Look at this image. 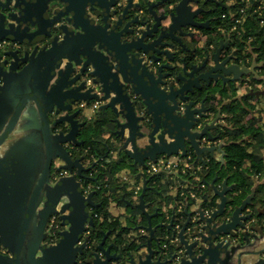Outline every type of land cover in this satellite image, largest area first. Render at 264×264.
I'll list each match as a JSON object with an SVG mask.
<instances>
[{
  "label": "water",
  "instance_id": "water-1",
  "mask_svg": "<svg viewBox=\"0 0 264 264\" xmlns=\"http://www.w3.org/2000/svg\"><path fill=\"white\" fill-rule=\"evenodd\" d=\"M163 1L144 12L134 0H0V248L7 252L0 254V264H225L232 257L231 237L249 218L242 211L250 197L225 217L226 180L221 189L210 184L220 201L210 216L199 209L190 240L186 212L177 233L181 257L150 245L157 228L176 234L172 219L156 227L148 221L150 238L130 248L108 242V233L91 245L81 241L99 205L95 192L85 190L86 173L97 161L86 166L79 150L88 123L81 118L89 106L97 103L99 116L125 136L122 148L139 165L159 155L185 154L187 144L202 161L214 148L199 143L211 137L206 97L200 93L212 79L226 81L232 71L234 79L255 73L254 65L225 67L232 56L220 60L221 48L211 67L208 56H184L188 50L173 44L180 43L176 33L191 36L184 27H208L209 19L196 16L209 9L192 10L199 0H179L160 13L152 9ZM263 94L264 89L250 91ZM215 148L223 163L225 152ZM52 165L67 172L54 183ZM53 214L64 229L48 244Z\"/></svg>",
  "mask_w": 264,
  "mask_h": 264
},
{
  "label": "crops",
  "instance_id": "crops-1",
  "mask_svg": "<svg viewBox=\"0 0 264 264\" xmlns=\"http://www.w3.org/2000/svg\"><path fill=\"white\" fill-rule=\"evenodd\" d=\"M134 1L140 2L142 10L145 12L146 10H148L150 4L158 3L160 0ZM178 1L179 0H165L162 3H159L157 6H152V9L157 13H160L166 9H172L178 3ZM225 2L227 5H231L234 1L226 0ZM262 3L264 4V0H262ZM191 5L192 10L197 9V7H202L207 10L212 6V2H204V0H199V4L196 5L193 3ZM201 17H203L202 13L198 14L196 16V19H199ZM149 19L151 18L149 17ZM215 19L216 18H214V20ZM163 23L165 25H168L170 23V19L167 18ZM183 30L187 33H191L192 35H180L176 33V36L180 38V43L173 41V44L175 45V47H177V49L181 51L183 49L182 46H184L188 50L187 52H182L184 56L190 57L194 55L197 57H201L202 60L205 59L206 56H208L206 67H211L215 63L213 55L219 48H221L220 60H223L228 56H232L225 67H228L231 64H236L238 68H241L246 65V67H251V62L253 60L250 58H246V61H235V50L234 47L230 46L229 43V35H231L232 31H234L232 29V26L227 31L224 28L218 27L217 30L212 31L210 33H204L200 28H195L192 26L184 27ZM195 58L196 57H194V59ZM255 72L258 75L262 73L260 72V68L257 69ZM225 77L226 81L223 82L220 77H218L217 80L212 79L210 86L205 89V91L208 93V95L205 94L204 96L206 97L205 106L207 108V117L205 119V122H207L211 126L209 134L212 138L203 136L199 139L201 147L214 148L212 152H204L203 158L207 154L212 156L219 162H222V155L220 150L216 149L215 147H219L221 150L225 151L226 140L225 138H222L220 134L228 123V115L231 116V114H228V112L226 111L221 112L217 109L220 107L221 104L223 105L231 100H234V89L235 93L238 96H241L245 93H249V91L252 90L264 89V86H262V83H259V81L252 82L251 86L247 85L246 83L244 84V81L249 76H247L244 80L234 79V71H232L228 76ZM222 87L226 88L228 98H223V96L219 93V90ZM250 100L251 103L253 102L254 104V110L243 118L242 123H245L246 125L249 124L250 120L255 115L260 117L259 124H262L264 128V95H260L259 98L255 96ZM219 103L221 104L219 105ZM199 105L200 102H198L197 106ZM211 107H214L216 109L213 110ZM99 113L100 112H96L89 106L81 119L87 120V122L94 121L98 119ZM202 123H200V125L198 126V130L203 127ZM261 131V135H259L260 139L258 137H254L253 139V143L251 145L250 150L252 156L248 157L245 162V166L248 167L255 162V160L252 159L253 156L261 157V161L255 163H259L262 172L257 173L253 176L255 183L252 188L246 193L243 199L245 200L247 197H250L249 202L246 204L245 209L242 211V215H249V218L243 222V227L249 229L247 230L248 239L240 238L231 242L230 246L234 247V253L225 264H259L260 259L264 257V194L256 193L258 185L264 184V129H262ZM96 139H98L100 142H103L102 144H104L108 148L109 158H107V162L110 163V166L115 162H124L129 166L134 167V169L128 166L122 168L121 170L117 171L114 174V177L111 179L112 181L116 180L115 182L117 183V185L119 184V194L118 197L112 202L110 201L112 196H109L107 213L110 219H117L125 228L129 230L128 233H130V237H132V235H135V239H137V244H146L147 240L150 238V233L148 230V221H150L152 227H156L159 223H167L168 221L165 219L166 215H172L176 211L177 205L174 206V204L175 202H177L176 199L178 196V192H176L175 190L168 191L166 186L162 188L155 187V185L151 184V179L147 178L146 176L145 178L144 176H142L141 171L144 165H139L138 163H135L125 153L124 149L122 148L125 136H119L115 132V128L113 127V125H111L108 120L107 122H104L103 128L96 136ZM203 139H205L206 142H204ZM187 150L193 151V148L189 144H187ZM123 155L127 156V158L124 159ZM91 161L93 160L89 158V162ZM121 179H124V181H121ZM224 180L227 181V179L224 178L219 183L214 182L215 186L218 189H221L222 182ZM137 185L141 187V190L136 195L137 197H135V195L133 196V194H131L130 188ZM227 186L230 187V190L227 191L226 194L227 201H229L228 192L233 190L234 186L232 183L230 184L229 181H227ZM144 189V203L142 207H139L138 205L140 204V195L143 193ZM210 191L211 193H214L212 188L210 189ZM256 195L261 197V202L256 204V206H251L253 204L254 199L256 198ZM216 201L217 204L220 201V198L218 196H216ZM201 203L202 202L199 200H193L189 198V196L186 197L182 211L190 213V222L193 218H195L196 221L199 218V209L202 210L203 208L201 206ZM173 206L175 208H173ZM236 207H234L232 204H228L226 207L225 216L229 218L233 209H235ZM170 210H172V214L169 213ZM143 217H145L146 220H144ZM244 228H239L237 229V231ZM166 233L168 232H166L164 228L156 229L155 236L157 237V239L151 238L150 242V245L153 249H162V244L164 242L163 237ZM108 242L111 241H109L108 239ZM144 250H146V247L144 248Z\"/></svg>",
  "mask_w": 264,
  "mask_h": 264
},
{
  "label": "trees",
  "instance_id": "trees-1",
  "mask_svg": "<svg viewBox=\"0 0 264 264\" xmlns=\"http://www.w3.org/2000/svg\"><path fill=\"white\" fill-rule=\"evenodd\" d=\"M225 1L226 0L212 2L209 12H205L203 14L204 17H202L204 20L209 19L210 25L200 29L204 33H210L217 30L218 27L224 28L227 31L231 26L235 25L236 30L232 31V34L229 35L230 46L234 47L235 50V61H246V58H250L253 60L251 64L254 65L255 71L259 68L260 70L264 69V26L258 25L259 17L256 14L247 12L243 23H236V19L243 17L239 12L240 5L242 4H240L239 1L234 0L233 4L227 5ZM262 13L264 19V10ZM222 15H224V17ZM214 18L216 19L214 20ZM246 77L251 82L264 81V77L263 79L261 78L262 73H260V75L256 72H250L247 75L243 74L240 80H244ZM205 92L206 91L203 90L200 93V98L204 97L205 94L208 95V93ZM219 93L223 96V98H228L225 87L220 88ZM253 97H255V95H250V93L238 96L234 89V100H231L223 105L219 103V105H221L217 110H220L221 112L226 111L228 114H231V116L228 115V123L220 134L222 138H225L226 140L224 164L207 154L204 156L203 161L196 159L197 163L207 166V169L204 172H201V183L206 185L203 192H206L207 194L206 199L202 201L201 206L205 209H210L211 207L214 208L217 205L216 195L210 191V183L214 181V179L215 183H219L221 180L226 178L230 184H233L234 189L228 192V196L230 204L236 207L240 205L246 193L254 185L255 182L253 176L262 172L259 163H255L261 161V157L259 156H253L252 159H254L255 162L248 167L245 166V162L248 157L252 156L250 150L254 137H258L260 139L259 135H261V130L264 129L262 124H259V116L254 115L247 125L242 123L243 118L254 110V104L253 102L251 103L250 100ZM257 98H259V96H257ZM211 108L213 110L216 109L214 107ZM104 122H107V120L99 116L98 119L93 122L90 121L87 123V126L83 128L81 134V138L84 140V145L80 146L79 150H81L82 154H85L86 159H91V156L97 159V163L93 169L86 173V176L90 179L88 182L93 184H102V180L106 178L105 183L108 185V188L104 190L110 191V196L116 199L119 194V184L117 185L115 182L116 180L112 181L111 179L114 177V174L122 168L128 166L134 169V167L129 166L124 162H115L110 166V163L107 162V158H109V150L104 144H102L103 142L96 139V136L103 128ZM84 150H87V152L85 153ZM190 152L196 158L194 152L192 150ZM123 158L125 159L127 156L123 155ZM92 162L94 161H91V163ZM91 172L93 173L92 176ZM94 192V201L99 203V205L92 210L93 213L98 216L92 219L93 227L91 226L90 232L85 240H96L95 242H97L102 238L106 231H110L111 234H114V240H116L118 244L125 248L134 246L135 243H131L130 236L126 237L125 235L129 230L125 228L117 219H110L107 213L109 196L107 194L104 195L100 190H95ZM256 193L264 194V184L258 185ZM255 199L251 206H256V204L261 202L260 196L256 195ZM176 201L177 202H175L174 206L177 205L180 199L177 197ZM174 206L173 208H175ZM169 213L172 214V210H170ZM180 215L182 217L180 220L182 228L183 224L187 221V214L182 211ZM143 218L146 220L145 217ZM59 220L61 219L59 218ZM175 222L177 221L175 220ZM192 225L193 224L189 222L187 227H192ZM58 237L59 235L54 237L47 236L45 241L48 244H51L55 242ZM241 238H244V234Z\"/></svg>",
  "mask_w": 264,
  "mask_h": 264
},
{
  "label": "built area",
  "instance_id": "built-area-1",
  "mask_svg": "<svg viewBox=\"0 0 264 264\" xmlns=\"http://www.w3.org/2000/svg\"><path fill=\"white\" fill-rule=\"evenodd\" d=\"M234 1V0H233ZM239 1L240 8L239 12L242 14V18L236 19V23L242 24L245 20V16L247 12H251V14H256L259 17L258 25L264 26V19H263V10H264V4L262 3V0H236ZM224 17V15H222ZM252 17V16H250ZM233 30H236V26H232ZM260 72H262V75H264V69H261ZM247 84L251 86V81L249 79H246L244 81V84ZM80 106L85 107V103H80ZM97 106V103L91 106L92 109H95L94 107ZM204 142L205 139H203ZM86 153L87 150H84ZM91 159L93 161H97L96 158L91 156ZM197 158H195L190 151H186L185 154H182L181 151L177 154H173L170 156L167 155H159L156 160H147L145 165L142 169V176H145L149 179H151V184L155 185V187H164L166 186L168 191H176L178 192V198L180 201L177 203L176 211L172 215H166V220L169 222L171 219L173 221L172 228L176 232V234L166 233L164 238V242L162 244V251L164 254H167L171 247H175V254H177V257H181L184 254V248L182 246H179V241L177 237V233L181 229L180 220L182 219L180 213L182 212V208L185 204V199L187 196L193 200H199L204 201L206 199V192H203L206 188V185L201 183L202 174L201 172L205 171L207 169V166L201 163H197ZM203 161V160H202ZM67 174L66 171H60L56 172L54 171L50 177V182L54 183L58 180L59 177L62 175ZM157 177V178H154ZM106 178L102 180V184H91L90 186L86 187V193L91 190H100L104 195L110 196V191H105L104 189L108 188L107 184L105 183ZM121 181H124V179H121ZM141 190V187L139 185L131 187L130 191L133 196L137 197L136 195ZM215 207H211L210 209L202 208V211L204 215L210 216V214L214 211ZM180 215V216H179ZM95 217L98 215L95 214ZM175 220L177 222H175ZM167 222V223H168ZM192 227H187L186 229V235L188 239L190 240L192 238L191 232L194 229L196 219H192ZM47 234L50 237H54L56 234V231L59 229V222L58 217L56 215H52L50 217L48 226H47ZM249 229H241L239 231H236L234 234V237H231V241L240 239L243 233L247 232ZM89 229H87L83 236L81 241L83 242L87 235L89 234ZM84 237V238H83ZM228 239V236L224 237V241ZM90 244V241H88ZM264 256V254H263Z\"/></svg>",
  "mask_w": 264,
  "mask_h": 264
},
{
  "label": "flooded vegetation",
  "instance_id": "flooded-vegetation-1",
  "mask_svg": "<svg viewBox=\"0 0 264 264\" xmlns=\"http://www.w3.org/2000/svg\"><path fill=\"white\" fill-rule=\"evenodd\" d=\"M204 17V16H203ZM202 18V17H201ZM201 18H199L198 20L199 21H204L203 19H201ZM236 58V57H235ZM238 61H241V60H238ZM91 164V162H89V160H86V166L87 165H90ZM54 172V169H53V165H52V168H51V171H50V177H51V175H52V173ZM93 175V173L91 172V176ZM91 184H93V183H91V182H88V184L86 185V187H88V186H90ZM81 185H82V183H81ZM90 191H95L94 189H91V190H89L87 193H89ZM93 199H94V197H93ZM95 202V201H94ZM96 204H97V202H95ZM53 215H55V214H53ZM95 213H93V210H92V218L94 219L95 218ZM52 216V215H51ZM50 216V217H51ZM50 217H49V219H48V223H49V220H50ZM226 217V216H225ZM58 222H59V229L57 230L58 231V233L62 230V229H64L63 228V226L61 225V220H59L58 219ZM48 226V225H47ZM93 227V226H92ZM90 228H91V226H86V230L87 229H89V231H90ZM47 227H46V231H47ZM85 230V231H86ZM57 231H56V234H55V236H57L58 235V233H57ZM105 233H108V237H107V239H109V241H116V240H114V234H111V232L110 231H106ZM84 234V233H83ZM129 234L130 233H127V234H125V235H127V237H129ZM47 236H48V234H47ZM131 238V243H135V245L137 244V239H135L136 237H135V235H132V237H130ZM96 240H90V245L91 244H93V243H96L95 242ZM46 242V241H45ZM171 250H174L175 251V247H171ZM170 251V250H169ZM0 254H7V252L3 249V248H0Z\"/></svg>",
  "mask_w": 264,
  "mask_h": 264
},
{
  "label": "rangeland",
  "instance_id": "rangeland-1",
  "mask_svg": "<svg viewBox=\"0 0 264 264\" xmlns=\"http://www.w3.org/2000/svg\"><path fill=\"white\" fill-rule=\"evenodd\" d=\"M263 77H264V75H262ZM263 77H261L262 79H263ZM259 83H260V81H259ZM262 83V86H264V81L263 82H261ZM256 91V90H255ZM249 93H250V91H249ZM93 122V121H92ZM87 160H89V159H87ZM115 199L114 198H112L111 197V199H110V201L112 202V201H114Z\"/></svg>",
  "mask_w": 264,
  "mask_h": 264
}]
</instances>
